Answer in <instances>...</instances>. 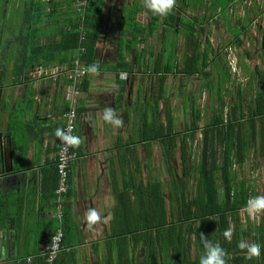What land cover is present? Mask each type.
<instances>
[{
    "label": "crops",
    "instance_id": "crops-1",
    "mask_svg": "<svg viewBox=\"0 0 264 264\" xmlns=\"http://www.w3.org/2000/svg\"><path fill=\"white\" fill-rule=\"evenodd\" d=\"M102 1L101 24L91 62L99 67L95 73L88 72L78 84L79 117L75 136L80 143L74 145V149L80 156L72 162L70 188L63 201L61 218L55 201L58 187L55 164L61 139L55 131L63 129L65 124L63 115L70 107V82L64 76L56 81L36 72L71 63L76 51L69 52L65 59L58 54L55 60L46 63L47 58L53 57L48 50L42 53L46 58L32 63L29 57L33 52L22 43L29 34V25L24 19L27 13H15L18 5L22 7L23 0L6 1L11 22L14 24L16 17L19 20L23 17L24 21L20 36L6 41V35L11 37V33L5 29V38L0 41V134L5 137L7 151L10 142L13 151L12 163L10 159L7 162L9 173L0 180V264H46L50 238L60 227L64 231L66 248L59 253L58 264H179L184 248L186 262L181 264H199L203 252L200 233H205L202 221L209 219L214 231L221 227L219 215L203 220L185 216L182 200L176 206L165 203L167 209L170 208L166 210L170 215L166 216L162 205L152 202L149 191L145 192L152 177L163 183L167 181L168 165L163 147L160 149L161 140H151L144 135L145 131L149 133L156 128L157 123L159 126L168 123L170 77L158 69L159 63L164 64L163 52H166L162 25L152 38L148 32L151 31L150 11L144 7V0ZM34 2H48L46 11L49 14L39 26L38 43L42 45L63 38L62 31L69 29L79 17V8L85 0H32L29 5ZM178 5L183 8L182 14L187 16L190 10L194 14L186 20L195 23L194 36L201 43H196L201 46V52L206 47L211 50V44L207 43L208 20L216 15L228 27L229 21L223 19L222 9L216 8L213 0L190 4L177 2ZM178 33L179 40L186 32ZM188 42L180 56L177 42L179 61L176 65L181 69L172 74L175 77L196 75L186 74L182 66L191 41ZM29 62L32 64L22 69V65ZM223 71L226 72L225 67ZM163 77H166L163 83L165 98L158 104L161 112L157 116L156 107L150 102L157 99ZM207 81L203 82L204 86L210 92L216 91L219 100L218 89ZM183 86L184 81H179L180 93L184 91ZM183 94V108L187 113L192 111V102L196 105V99L192 93ZM108 107L122 118L121 126L103 119V111ZM217 111L212 116L219 113V106ZM171 114L175 121L174 113ZM154 116L156 120L152 124ZM174 127L179 132L175 150L176 174L186 179L194 196L198 164L193 163V149L188 158L192 162L183 164L181 145L186 130H177L176 124ZM158 151H161L164 166L158 167L155 162ZM179 159L182 161L180 168L177 167ZM188 168L190 174L186 176ZM91 209L97 210L99 219L89 226L87 213ZM227 221L232 233H238L239 240L258 242L261 217H244L239 211L229 213ZM208 239L219 242L222 247L225 243L236 247L227 252L230 256L242 257L240 264H264L261 256L249 260L244 250L240 253L236 239L227 242L222 235L216 234L214 239Z\"/></svg>",
    "mask_w": 264,
    "mask_h": 264
},
{
    "label": "trees",
    "instance_id": "trees-1",
    "mask_svg": "<svg viewBox=\"0 0 264 264\" xmlns=\"http://www.w3.org/2000/svg\"><path fill=\"white\" fill-rule=\"evenodd\" d=\"M198 1L199 0H176V3L184 2V4H190L191 2L198 3ZM238 1L213 0V3L216 8L219 7L222 9L224 13L223 19H226L228 22L231 20L229 18L231 7L236 6ZM47 3L48 2H34L28 7L26 12V22L29 25V34L24 37L22 43H24L27 50H32L33 53L29 57L32 60V63L34 62L37 64L40 59L42 60V57L46 58L42 53L48 50L52 51L53 57L47 58L46 63L50 60H55L58 57V54L63 55L65 59L69 52L77 51L80 44H84L86 46L84 61L89 67L94 56V50L98 39L103 1L89 0L84 7L79 8V17L73 22V25H71V27L65 32L62 31L63 38L60 41H49L47 44L40 45L38 43L40 38L39 26L44 20V17L49 14L48 11H46ZM257 8L256 4L253 5L252 10L248 7L244 16L242 18H237L233 28L228 25V28L230 27V30L234 33V42L236 44L241 45L243 43L241 36L246 30L248 23L252 20V13L256 14ZM81 9L83 11H81ZM182 11L183 8H181V5H178L177 7L175 4L174 10L166 17L161 18L150 13L151 31L148 32L153 34L154 31L162 25L161 32L164 40L166 39L165 33L169 27L178 33L182 26L181 24H183L182 18L180 17L178 19V14ZM81 12L84 13V16H82ZM185 23L188 24L187 26L189 27L188 28L185 25V30L187 29L186 34H188V40L191 41V43L187 47L188 52L185 55V60L182 66L186 74H196L201 72L198 65L200 56L203 57L202 68L204 69L207 66L206 59L209 48L206 47L204 51L201 52V46L196 45L197 38L194 36L195 23L189 20H186ZM82 31L86 33V38L83 42L80 40ZM194 39H196V41H193ZM207 43H209V40H207ZM246 56L248 58L252 57L249 51L246 52ZM32 63L29 62L23 64L22 69ZM160 68L164 73L169 75L176 73L175 68H177V72H180L181 69L177 65L173 67L170 63L163 64L162 62L158 64V69ZM262 68H264V66L256 67L255 72H261L260 69ZM204 74L206 73L204 72ZM163 78L164 79L160 85L161 88L156 97L157 99L154 100V105L157 109V116L159 115L158 104L160 103V100L165 98L163 83L166 77ZM229 79L230 75L226 71L225 80L223 81L228 82ZM234 85H236V83ZM221 87H223V85ZM221 87L218 88L219 97L222 91ZM236 87L237 100L232 106L230 105L228 112L226 114L224 113L227 105L223 102V96H221L222 104L219 113L213 115L209 123L203 128L199 125L201 113L194 102L191 104L193 120L192 123L185 128L186 133L184 134L181 150L183 151V164L186 166L192 162V159H188L189 155L192 154L191 152L193 149L191 143L195 141L197 133L199 131L202 132L203 146L201 150V158L196 167V192L194 196L193 191L188 190L186 179H179L175 172V150L178 146L176 137L179 132L175 130L174 117L168 110L169 108H167L166 113L168 120L167 125L159 126V124L156 128L151 129L149 133L146 131L144 133L145 136L151 137V140H161L163 153L166 163L168 164V175L170 179L167 180V183H163L159 179L152 178L146 188L147 190L145 189V192L149 191L148 195H150L152 202H158L162 205V212L166 216L169 215V213L166 214V210L170 211V209H167L165 203H173V200L175 199L174 189H176L177 196H179L178 201H184L185 207L183 206V214L188 216V218L197 217L203 220L206 217L219 215L221 227L216 231L212 228L209 219L202 221L203 229L205 231L203 234L208 236V238L213 239L215 238V234L216 236L221 237L223 231L229 228L227 221L229 213L242 211L244 217L249 216L247 212L244 211V205L247 199L256 195V193L250 186V181L245 179L246 173L243 167L249 152L256 146L258 141L260 146L259 155L264 160V92L258 94L256 97L257 102L254 104L255 106L250 108L247 113L246 92L240 84L237 83ZM226 92H229V90H226ZM192 166L194 167V165ZM234 166H238V169H235ZM189 169L190 168L187 170V174H185L186 176H189L190 174ZM154 210L155 208L153 207V212ZM153 226H156V224L153 223ZM233 239H236L238 243V233L232 234V240ZM257 240L258 243L264 245V212L261 216ZM224 247L228 250L232 246L229 244L226 245L225 243ZM237 249L240 253L243 251L238 247ZM184 250L182 256L180 255V259L185 263L187 250L186 248H184ZM178 256L179 255H177V257ZM261 257L264 262V247H262L261 250ZM241 261L242 257H239L238 255H228L227 257V264H240Z\"/></svg>",
    "mask_w": 264,
    "mask_h": 264
},
{
    "label": "rangeland",
    "instance_id": "rangeland-1",
    "mask_svg": "<svg viewBox=\"0 0 264 264\" xmlns=\"http://www.w3.org/2000/svg\"><path fill=\"white\" fill-rule=\"evenodd\" d=\"M238 1V0H237ZM257 5V11L256 14L252 13V20L248 23V26L244 33L242 34L243 43L241 45L236 44L234 33L230 30V27L228 28L225 24L222 23L220 17H216V15L213 17L214 19H209L208 23V37H209V43L211 44V50L208 52V64L205 67L204 71H207V75H204L203 68L201 66V59L200 58L198 65L201 72L196 73L194 76L190 75H178V77H175L174 75H169L168 80V103L169 108L172 113L175 115V124L176 129L179 131H184L186 126H189L192 123L193 115L191 113V110H188L186 113L184 111L183 106H185L183 99L184 94L183 93H192L195 96L196 99V105L201 112V120L199 122V125L201 128L205 127L209 121L212 118V114H214L218 110L219 111L221 107V101L218 100V97L216 96V91L210 92L209 89H207L203 82L206 84L208 83L207 80H209L210 84L212 85L214 83V86L218 89V86H222L220 97L223 96V102L226 103V107L224 110V113L228 112V108L230 105L232 106L236 100H237V83L240 84V86L245 90L246 94V112L248 113L249 109L254 107L256 101V97L258 94L264 92V68L260 69L261 72H255L256 67H262L264 66V0H239L237 3V6L233 8L232 15L230 16V21L228 22V25L233 28V26L236 23V20L238 17L242 18L247 10L248 7H250V10H252L253 5ZM195 12V10H194ZM180 12V16L182 18L183 24H185V21L188 17H193V12L190 10L187 13V16L182 14ZM189 21H192L189 19ZM187 30V29H186ZM185 26L182 25L180 27L181 33L186 32ZM189 31V30H188ZM157 31H154L153 34H149L155 37L157 34ZM180 33L175 32L172 30L171 27L166 31V52H163L164 54V64L170 63L171 66L175 67L177 61H179V57L177 56V42L179 43V49L178 54L179 56L184 51V45L185 42L188 44L189 39L188 34L185 33L184 35H180V39L178 40V35ZM183 36V37H182ZM184 40V41H183ZM193 41H196L194 39ZM199 44L200 41H196ZM233 42V43H232ZM249 51L252 57L248 58L246 56V52ZM213 59H216L215 61ZM184 60V58H183ZM153 67V66H152ZM223 67H225V70L229 73L230 79L228 82H225V72L223 71ZM177 68H175V72ZM203 72V73H202ZM202 74V75H201ZM174 76V77H172ZM214 78V79H213ZM184 81V91L180 93L178 88L179 81ZM214 81V82H213ZM236 85H234L235 83ZM202 83V85H201ZM212 86H210L211 88ZM226 90H229V92H226ZM152 93V92H151ZM150 93V95H152ZM151 104H154V101L150 102ZM150 104V106H151ZM152 107V106H151ZM157 113V109L155 110ZM147 112L150 114L149 110ZM161 110L159 109V113ZM218 112V111H217ZM216 112V113H217ZM155 113V114H156ZM152 115V114H150ZM143 117V115H141ZM156 120V117H152L151 123L154 124ZM187 125H186V123ZM158 125V123H157ZM136 126V125H135ZM135 131H137L135 129ZM141 137V136H140ZM203 134L201 131H199L196 135L195 142L193 143V163L198 164L200 161L201 156V150L203 146ZM161 150H162V145ZM259 141L257 142L256 146L249 152L247 156V160L244 164V170H245V179H248L250 181V186L252 189H254V192L256 195H264V160L259 155ZM158 148V149H159ZM161 152V151H160ZM158 151L157 158H155V162L157 163V166H164V163L162 161V155ZM176 162V160H175ZM174 162V168L176 172V163ZM150 161H148V164L150 165ZM177 167H181L182 161L179 159L177 160ZM168 165V164H167ZM152 166H154L152 164ZM196 166V165H195ZM236 169H238L237 166H234ZM166 172V170H165ZM160 174V171H158ZM169 170L167 168V177L166 180L169 179ZM179 179V176H177ZM153 178V177H152ZM241 178V176H240ZM164 179V177H163ZM177 181V180H176ZM179 182V181H177ZM165 183V182H164ZM167 183V181H166ZM177 184V183H176ZM190 184L195 186L192 181H190ZM175 185V184H174ZM191 188L188 185V190ZM174 189V200L173 203H171L173 206H176L179 204L177 193ZM170 209V208H169ZM174 210V208H171ZM262 213V212H261ZM261 213L258 215L261 216ZM170 215V212H169Z\"/></svg>",
    "mask_w": 264,
    "mask_h": 264
},
{
    "label": "built area",
    "instance_id": "built-area-1",
    "mask_svg": "<svg viewBox=\"0 0 264 264\" xmlns=\"http://www.w3.org/2000/svg\"><path fill=\"white\" fill-rule=\"evenodd\" d=\"M87 0L82 4L84 7L87 4ZM81 11H83L81 9ZM82 13V12H81ZM84 16V13H82ZM86 38V33L82 31L81 42ZM84 53H86V46L80 44L75 56L72 58V62L69 64H61L53 68H41L40 72H36L37 75L51 77L54 80H58L62 76L66 77L70 82V92L68 93L70 107L64 113L65 124L63 130L68 135L75 136V130L77 125V119L79 117L77 110V100L79 95L78 84L88 74V67L84 61ZM79 153L75 151L74 145H69L61 140L60 147L57 152L56 170L58 173V187L56 189V205L57 213L59 217H62V205L65 195L70 188V176L72 162L79 158ZM263 212L261 213L262 216ZM259 216L258 214L253 216L254 218ZM259 216V217H261ZM64 245V231L60 227L51 236L49 246L45 253L46 264H58L59 253L65 249Z\"/></svg>",
    "mask_w": 264,
    "mask_h": 264
},
{
    "label": "clouds",
    "instance_id": "clouds-1",
    "mask_svg": "<svg viewBox=\"0 0 264 264\" xmlns=\"http://www.w3.org/2000/svg\"><path fill=\"white\" fill-rule=\"evenodd\" d=\"M175 4L176 0H144V7L148 9L151 14L161 18L168 16L174 10ZM98 67V64L94 63L89 65L87 70L91 73H95L98 71ZM103 119L117 127L121 126L123 123L122 118L119 117L111 107L104 109ZM55 135L69 145H78L80 143L79 137L68 135L61 128L56 129ZM244 211L247 212L250 217L264 212V195L249 197L244 205ZM98 219L99 214L97 210H89L87 213L89 226ZM232 234L231 227L225 229L222 233L223 237L228 241L232 239ZM200 240L203 245V252L199 258V264H227L228 252L219 242L208 239V236L203 233H200ZM237 247L240 250H244L246 252V258L251 260L261 256V250L264 245L258 242L249 243L247 240L241 239L238 241Z\"/></svg>",
    "mask_w": 264,
    "mask_h": 264
},
{
    "label": "flooded vegetation",
    "instance_id": "flooded-vegetation-1",
    "mask_svg": "<svg viewBox=\"0 0 264 264\" xmlns=\"http://www.w3.org/2000/svg\"><path fill=\"white\" fill-rule=\"evenodd\" d=\"M7 0H0V41L4 40V34L5 29L9 30L11 33V37H9L8 35H6V41L9 40L10 38L13 40L15 37L20 36L23 30V21L26 18V16L24 15V19L23 17L19 20L18 17H16L17 21H15V23L13 24V22H11V18L9 17V12L7 10ZM32 0H23L22 2V7H19L20 5H18L15 9V13L16 12H23L24 14H26L28 7H30L29 3H31ZM27 6V7H26ZM26 9H25V8Z\"/></svg>",
    "mask_w": 264,
    "mask_h": 264
},
{
    "label": "water",
    "instance_id": "water-1",
    "mask_svg": "<svg viewBox=\"0 0 264 264\" xmlns=\"http://www.w3.org/2000/svg\"><path fill=\"white\" fill-rule=\"evenodd\" d=\"M4 138L5 137L3 136V134H0V180L4 178L7 173H9V170L7 169L8 168L7 162L10 159L12 163V159H13L11 142L9 143V145H7L9 147L8 148L9 150L7 151L6 142Z\"/></svg>",
    "mask_w": 264,
    "mask_h": 264
}]
</instances>
